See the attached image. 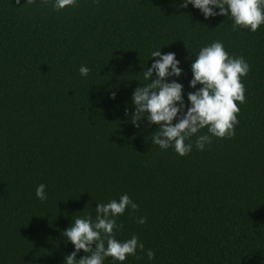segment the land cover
<instances>
[{"label":"trees","instance_id":"trees-1","mask_svg":"<svg viewBox=\"0 0 264 264\" xmlns=\"http://www.w3.org/2000/svg\"><path fill=\"white\" fill-rule=\"evenodd\" d=\"M54 2L0 0V264H65L62 233L124 194L138 208L116 217L115 238L144 251L103 264H264V24L234 30L230 13L205 18L184 0ZM217 41L250 66L235 135L199 150L204 128L185 156L161 149L147 114L131 122L134 90L156 78L144 79L151 53L180 61L167 82L183 85L186 112L202 87L191 65Z\"/></svg>","mask_w":264,"mask_h":264},{"label":"clouds","instance_id":"clouds-1","mask_svg":"<svg viewBox=\"0 0 264 264\" xmlns=\"http://www.w3.org/2000/svg\"><path fill=\"white\" fill-rule=\"evenodd\" d=\"M35 0H26L27 4ZM47 3V0H43ZM19 4L20 0H16ZM191 3L201 10L205 18L216 15H231L236 26L250 28L255 32L264 24V0H184L182 7ZM76 0H55L52 5L56 10L68 6H75ZM219 8V12L213 7ZM151 57H159L151 67L144 72V79L149 81L156 74V78L150 83L137 87L132 95L135 111L131 122L139 127L138 121L147 114L149 124H156L159 131L153 136L152 143L159 145L161 149L173 146L180 156H185L192 150V143H185L192 136L207 128L208 134L198 135L195 146L203 150L205 144H210L212 137L230 138L235 135V125L238 124L237 113L240 104L245 103V86L241 77L250 71L249 64L243 57H230L221 42H213L209 46L202 47L196 60L191 65L193 78L190 87H202L188 93L190 106L184 111L183 85L172 80L167 82V77H179L182 69L178 67L180 61L175 53L161 54L160 50L153 51ZM79 72L87 76L90 69L81 66ZM115 93H113V98ZM178 118L173 123L174 118ZM45 185L40 184L36 188V196L41 201L47 199ZM135 211L138 205L124 194L119 201L113 199L108 203L96 205L95 221L87 218H76L62 235L75 247V251L65 257V264H103L106 257L123 262L127 256H135L137 249L144 251V245L133 235L126 241L115 238L116 217L122 215L126 209ZM138 223L144 224L145 218L141 217ZM93 245H95L93 247ZM83 250L84 256L77 259V253ZM149 259L154 258V252L147 250Z\"/></svg>","mask_w":264,"mask_h":264}]
</instances>
